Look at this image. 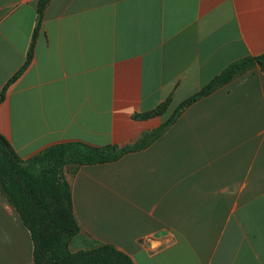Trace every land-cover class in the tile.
<instances>
[{"label": "crops", "instance_id": "crops-1", "mask_svg": "<svg viewBox=\"0 0 264 264\" xmlns=\"http://www.w3.org/2000/svg\"><path fill=\"white\" fill-rule=\"evenodd\" d=\"M40 1L0 0V134L23 160L68 142L132 145L228 65L264 54V0H50L33 57L10 82L28 61ZM169 99L164 113L135 117ZM72 173V252L264 264V71L194 103L144 150ZM0 264H35L1 192Z\"/></svg>", "mask_w": 264, "mask_h": 264}, {"label": "trees", "instance_id": "trees-1", "mask_svg": "<svg viewBox=\"0 0 264 264\" xmlns=\"http://www.w3.org/2000/svg\"><path fill=\"white\" fill-rule=\"evenodd\" d=\"M50 0L38 3V26L35 29L28 61L13 77L14 82L31 61L44 12ZM264 71V54L246 57L228 65L198 93L182 102L174 115L160 128L145 133L134 144L125 147H95L83 142H68L47 148L23 160L0 134V192L20 215L34 245L35 264H135L130 256L112 245H101L88 251L72 252L71 242L81 232L74 214L71 186L64 169L77 166L116 162L127 154L144 150L162 137L166 130L191 105L225 87L246 72ZM7 88V87H6ZM4 89L0 103L5 96ZM171 99L153 113L135 116L149 119L165 112Z\"/></svg>", "mask_w": 264, "mask_h": 264}, {"label": "rangeland", "instance_id": "rangeland-1", "mask_svg": "<svg viewBox=\"0 0 264 264\" xmlns=\"http://www.w3.org/2000/svg\"><path fill=\"white\" fill-rule=\"evenodd\" d=\"M77 167V165H72V164H69L65 169H64V175H65V178L66 180L68 181V178H70L72 176V171L74 170V168ZM67 175V176H66ZM69 183V181H68ZM81 234V232L76 236L78 237L79 235ZM75 237V238H76Z\"/></svg>", "mask_w": 264, "mask_h": 264}]
</instances>
